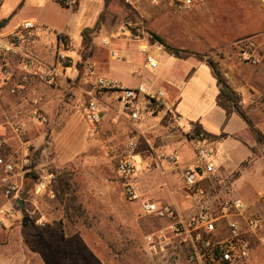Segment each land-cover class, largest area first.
<instances>
[{
	"label": "rangeland",
	"instance_id": "obj_1",
	"mask_svg": "<svg viewBox=\"0 0 264 264\" xmlns=\"http://www.w3.org/2000/svg\"><path fill=\"white\" fill-rule=\"evenodd\" d=\"M171 1L112 0L104 9L103 0L68 5L55 0H0V19H9L0 35L15 32L29 21L38 27L25 43L29 54L48 65L55 63L58 48L64 47L70 60L65 75L50 84L34 76L23 57L10 58L0 66V140L5 153L14 159L26 156L27 172L53 176L51 190L61 174L70 184L61 201L53 191L54 197L35 195L31 178L24 175L23 186L30 188L23 193V187L24 208L20 209L4 197L0 183V211L10 214L0 222V264H192L185 244L172 233V221L144 213L140 206L154 200L144 188L147 182L153 183L151 189L165 192L181 187V168L194 158L189 122L198 121L209 135L224 134L209 138L216 150L215 171L203 182L210 207L218 211L230 193L244 201L248 216H256L264 225V53L251 50L262 37L238 43L228 59L224 49L210 46L211 40L219 42L232 34V26L217 24L223 14L217 6L207 10L204 0L177 12ZM225 11L232 18L241 14L240 10ZM100 13L104 17L92 34V55L83 59L90 49L84 50L81 31L93 27ZM148 32L173 47L201 54L224 79L219 62L235 60L238 65L231 79L242 80L247 89L238 93L246 121L238 113L227 120L216 106V79L207 62L171 57L158 43L151 49L158 65L155 70L129 62L128 51L140 57L138 40L150 43ZM112 52L119 58H112ZM5 68L11 71L10 79L4 75ZM133 68L138 74H133ZM98 78L126 87L143 83L149 88L152 82L149 91L161 90L167 100L180 99L177 113L183 122L178 127L158 116L139 123L134 131L131 123L121 125L115 120L116 112L110 113L120 108L115 97L96 92L103 120L90 124L84 111L86 92ZM171 80L178 87L171 86ZM35 114L45 116L47 122L38 121ZM16 123L22 125L19 133L13 131ZM131 142L135 143V173L124 178L117 166ZM3 176L0 170V179ZM127 187L137 193V199L129 198ZM67 198L72 219L65 215ZM257 232L247 235L255 245L250 264H264V247L254 242Z\"/></svg>",
	"mask_w": 264,
	"mask_h": 264
},
{
	"label": "built area",
	"instance_id": "obj_2",
	"mask_svg": "<svg viewBox=\"0 0 264 264\" xmlns=\"http://www.w3.org/2000/svg\"><path fill=\"white\" fill-rule=\"evenodd\" d=\"M55 1L68 5L75 4L77 0ZM202 1L204 0H172L171 6L175 11L183 12ZM37 30L38 27L26 21L17 31L0 35V66L7 59L23 57L26 66L31 67L33 75L42 82L50 84L55 78H62L65 75L70 60L64 47L58 48L53 64L46 65L29 54L24 46ZM102 43L108 44L107 40H102ZM139 50L145 56V69L155 70L158 65L156 59L149 53L148 46L141 45ZM110 56L119 58L117 52H112ZM3 72L7 79L11 78L9 68H5ZM133 74L138 72L135 71ZM18 89L22 87L18 86ZM96 92L115 97L120 105V112L129 119L134 130L148 115L154 116L157 113L163 114V118L169 116L170 121L180 127L181 116L177 114L173 105L168 104L161 90L151 92L143 83H139L136 87H126L110 78H98L92 90L86 92L87 101L84 111L86 120L92 125L99 124L102 119L101 103ZM35 118L42 123L47 122L45 116L41 114H35ZM21 130V124L16 123L13 126L15 133ZM188 132L194 147V158L191 165L181 168V178L198 212L188 219L183 217L176 219L177 212L172 206H161L149 200L141 202V210L157 218L172 221V233L185 244L188 260L192 264H249L252 248L247 235L255 233L261 227L262 221L256 216H248V208L244 201L239 197L231 196L230 193H227L224 201L220 203L218 211L210 207L206 201L207 190L203 187V182L215 171L216 150L213 142L204 133L194 131L192 123L188 124ZM134 147L135 143L131 142L120 157L117 170L121 177L130 178L135 173ZM169 160L176 163L173 156H170ZM29 165L26 156L14 159L7 155L4 143L0 140V170L4 174L0 183L4 197L12 199L13 203H16L17 199L21 200L22 180L29 171ZM17 177L21 178L20 181L15 179ZM52 182L53 176H40L34 182L32 192L35 195L47 193L49 197H54L50 189ZM127 194L132 200L138 197L137 193L128 187ZM262 202L264 203V196ZM5 216L10 217V214L0 211V222L6 218ZM35 223L43 225L39 220Z\"/></svg>",
	"mask_w": 264,
	"mask_h": 264
},
{
	"label": "crops",
	"instance_id": "obj_3",
	"mask_svg": "<svg viewBox=\"0 0 264 264\" xmlns=\"http://www.w3.org/2000/svg\"><path fill=\"white\" fill-rule=\"evenodd\" d=\"M205 1H206L205 2L206 5H207V10L209 9V7H211L212 5L215 4L214 6H217L219 12L223 13L222 15L219 16L220 18L217 19V21H216L217 24L232 26V29L230 28V30H229V31H232V34L229 37L226 36V38H225V35H224V38H221V37L219 38V42L212 41V40L210 41V46L213 49H216V48H219L220 50L224 49L225 56L228 59H232L231 56L233 55V52H235V49L237 50V48H238L237 44L238 43L247 42L248 40L252 41L253 39L262 37V40L258 41L256 46L254 47V49H251V50L255 53H258V54H261V51L264 53V0H205ZM225 10H228V11L240 10L241 14L239 16L236 15L234 18H232V17H229L227 13H225L226 12ZM251 11H253L254 13L251 14ZM221 32L223 33L224 30H221ZM137 42H139L138 47H140L141 45H147L149 53L152 56L154 55L152 53L151 49H153L155 46H158V45H155L156 43H153V44L148 43L147 40L144 38L138 40ZM160 47L164 52H166L162 46H160ZM137 51H138V54L141 58L138 57L136 54L128 51L126 54L127 60L129 62L135 60V61L141 62V63H143V65H145V56L140 52L139 48ZM242 52H245V51H242ZM167 54H169V53H167ZM174 58H176V57H174ZM8 60L9 59H7V61ZM183 60H186V59H183ZM231 61H233V60H231ZM235 62L236 61L234 60L231 64V63H229V60L224 59V60H221L219 62V67H221V71L224 74V77L226 79L225 80L226 83L237 93L243 94L247 91V89L243 85L242 80H240L238 83H235L231 79V74L235 71V68L238 65V63L235 64ZM132 71L133 72L137 71V68H133ZM211 74H212V72H211ZM244 79L246 80V78H244ZM250 79H252V78H250ZM169 83L171 86L173 84L176 87H178V84L174 80L173 81L171 80V82H169ZM151 86H152V82H149V88L147 86H146V88L149 90ZM216 87H217V84H216ZM173 89H174V91H176L175 88H173ZM217 93H218V88H217ZM179 100L180 99L177 98V96L168 100V104L173 105L176 112H177V105L179 103ZM101 110H102V119H101V122H102L103 112H104L102 103H101ZM119 110H120V108H118L115 111L112 110V112H110L113 115H114L113 112H116V115H114L115 120L118 123H120L121 125H123L124 123H128V122L130 123L129 119L125 115H123ZM162 115L163 114L159 115V113L155 114L154 116L148 115L146 118H144V120H142L140 122V124H143L144 121L150 122V120L158 118V116L162 118ZM182 122H183V118H182V121L180 122V124ZM196 122H198V121H196ZM189 123H192V122H189ZM138 131L139 130L137 128L136 133H138ZM187 151L190 152V150H187ZM179 152H181V150H179ZM180 155H181V153H180ZM152 187H153V183L147 182L144 185V188L147 191L148 195L154 199L152 202H155L161 206H172V207H174L177 210V212H179L180 216L185 218V219L192 217L193 215H195L198 212V208L196 207V205L191 200V198H190V196H189V194H188V192H187V190L183 184V181L181 182V187L175 188L174 192L173 191L172 192L171 191L165 192L163 189H159V188L151 189ZM178 191L181 192L182 195H176V192H178ZM145 201H147V200H145ZM149 201H151V200L149 199ZM261 221H262L261 227L257 230V231H260V233H258L256 231L257 236H256V239H254V242L256 244H258L259 246L262 245L264 247V225H263V220H261ZM247 239L249 240V242L251 244L252 254H253V251H254L253 246H255V245H254L253 241L251 240V236H250V239L247 236ZM250 263H251V260L249 261V264Z\"/></svg>",
	"mask_w": 264,
	"mask_h": 264
},
{
	"label": "trees",
	"instance_id": "obj_4",
	"mask_svg": "<svg viewBox=\"0 0 264 264\" xmlns=\"http://www.w3.org/2000/svg\"><path fill=\"white\" fill-rule=\"evenodd\" d=\"M111 1L112 0H103L104 9L108 8ZM103 17H104V14L100 13L99 18L97 19V21L93 27L83 28L81 31V37H82L83 42H84V50L86 48L90 49L88 53L83 54V59H87L88 57H90L92 55V52H91L92 34H94V32H96L99 29V25H100V22L102 21ZM8 21H9V19H0V30H2L3 28H5L7 26ZM148 36H149L148 40L151 44L158 43L171 56H174V57L179 58V59H188L189 57H194L201 62H207L210 65L212 75L216 79V84H217V88H218V93L215 97L216 106L219 107L224 112L227 120L234 113H238L245 120L243 113L240 112V109H239V103L241 102V96L238 93H236L226 83L225 79L220 75V73L218 72L216 67L210 61L205 60L204 56H202L199 53L173 47L170 44H167L160 36H158L154 33L148 32ZM164 119L169 120V116H165ZM192 124L194 126L195 132H197V133L202 132L205 134V136L207 138L217 139V138L224 136V134H222L221 136L209 135L202 129V126L200 125L199 122H192ZM25 177L31 178V182H29L30 185H33L34 184L33 181L37 180V178H38V176L33 171L27 172L25 174ZM57 180H58V184H54L51 191H53L55 193V195L58 198H60L62 201L64 198V195H68L70 184L67 181L66 175H62V174L59 175ZM29 184H26L23 186L24 187L23 193H25V191L30 188ZM66 201H67V206H66V210H65V215H66L67 219H72V215H70L69 211H68V208L70 207L69 206L70 204L68 202L69 201L68 198L66 199ZM14 205L17 208H19V206L16 203H14Z\"/></svg>",
	"mask_w": 264,
	"mask_h": 264
},
{
	"label": "water",
	"instance_id": "obj_5",
	"mask_svg": "<svg viewBox=\"0 0 264 264\" xmlns=\"http://www.w3.org/2000/svg\"><path fill=\"white\" fill-rule=\"evenodd\" d=\"M16 204L20 207V209H23L24 208V204H23V202L21 200L17 199L16 200Z\"/></svg>",
	"mask_w": 264,
	"mask_h": 264
}]
</instances>
